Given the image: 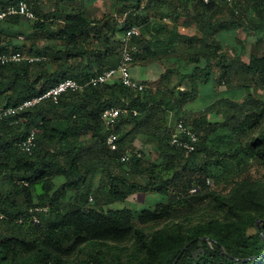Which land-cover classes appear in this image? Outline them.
Instances as JSON below:
<instances>
[{"label":"trees","instance_id":"16d2710c","mask_svg":"<svg viewBox=\"0 0 264 264\" xmlns=\"http://www.w3.org/2000/svg\"><path fill=\"white\" fill-rule=\"evenodd\" d=\"M89 1L59 0L73 9H57L44 16L46 21L49 16L62 21L35 55L44 57L47 48L58 44L63 56L56 59L54 69L45 60L0 65V110L38 96L64 79L84 86L81 92L64 93L56 104L45 100L16 117H0V178H8L13 189L9 191L11 197L0 195V212L4 215L0 219V264H264L263 97L249 102L253 99L250 96L241 104L231 102L232 114L223 121L212 122L205 114L189 120L181 115L185 104L197 96L198 86L217 82L211 72L216 58L220 66L218 85L230 80L231 61L222 52L223 43L230 39L231 45L235 40L232 35L243 25L220 19L219 15L233 1L210 0L204 4L202 0H146L142 7L141 0H133L125 10L116 9L118 17H125L121 24L115 17L92 19L85 6ZM125 1L112 0L117 7ZM19 2L33 10L28 0H0V9ZM161 7L171 13L172 19L181 10L194 15L199 24L201 47L194 49L190 62L203 61L205 65L196 66L187 76L191 89L163 86L134 92L118 82L86 85L91 77L116 66L121 42L114 39L118 25L122 31L131 25L141 27L140 37L133 39L138 46L133 63L144 58L143 51L147 56L157 55L150 49L161 33L166 32L169 43L177 37L186 39L175 30H167L162 21L151 23L148 11ZM33 13L38 14L36 10ZM231 14L235 17L232 10ZM255 16L263 31L264 0ZM8 19L30 21L15 16ZM33 28L47 29L42 21ZM143 29L154 31L156 38L142 39ZM17 51L18 47L0 31V54ZM243 65L263 94L264 49L261 54L254 50ZM108 108L137 112L119 117L115 152L105 145L107 131L101 120ZM67 112V120L58 119L60 113ZM171 115L176 116L174 121ZM179 120L198 137L193 153L169 144L173 125ZM32 129H37L36 147L26 154L19 145ZM219 129L247 140L218 154L215 163L231 161L240 167L229 179V187L216 190L211 189L208 176L214 164L209 141ZM84 134L91 135L88 141H82ZM138 136L153 140L155 161L129 148ZM125 152L131 157L121 163ZM127 165V169L113 170ZM253 167L261 170L256 177ZM97 172L99 183L93 189L92 178ZM196 173L200 175L195 177ZM134 176L143 181L134 180ZM57 177L63 178L59 185L54 183ZM154 189L165 196V201L144 207L136 217L128 207L104 209L136 192ZM91 191L94 204L89 205Z\"/></svg>","mask_w":264,"mask_h":264},{"label":"rangeland","instance_id":"374dc122","mask_svg":"<svg viewBox=\"0 0 264 264\" xmlns=\"http://www.w3.org/2000/svg\"><path fill=\"white\" fill-rule=\"evenodd\" d=\"M28 1L30 4H33V10H36L38 12V14L35 13L37 19L30 21H17L14 19H8L0 23V31L3 32L8 37V39L12 41V45L18 47L19 51L23 52L26 55L35 56L36 53L43 49L46 43L49 42L48 38H51L53 36V32L59 28V25L62 22L60 20H53L51 16H49V19H47L46 21V17L44 18V16L50 15V13L57 9H59L60 11H69L73 9V6L67 7L63 4L61 5L59 0H48L47 3L38 4V9H36L34 7V3L37 4V0ZM131 1L133 0H126L122 7H114V5H111V3H113L112 0H92L86 2V5L88 11L92 15V19L97 20L102 15H107V17L111 18L113 16L112 13L117 11L115 9H122L123 11V9L125 10V7H128L126 5H128ZM141 1L142 5L144 1ZM262 1L263 0H233L231 7L227 6L222 9L223 11L219 15L220 19L233 21L236 20L237 25H240L241 23L243 25L239 27L236 32L233 31L235 33L232 35L233 39H235L234 42L229 45L231 42L230 40L229 44L224 45L222 48V52L224 53L226 60L231 61V67L229 69L231 77L230 80H228L226 83H221L219 86L218 77L220 74V66H217L213 73V78H215V81L217 82H210L208 85L201 86L202 88L197 89L198 97L200 95V92L202 93L201 95L203 97H206L208 94H210L208 95L211 96L209 97L210 101L204 103L201 100H195L194 102L189 104L187 108L191 109V111L189 110L188 112L189 117L191 118L188 117V120L194 119L195 117L205 114L212 122L218 120L223 121L225 117L232 114L233 108L231 109L229 107V104L231 102H238L241 104L250 96L253 99H248L249 102H253V100L259 99L260 96L264 98V93L262 94L261 90L259 89V86L253 82V76H251V74L245 70L243 65L244 63L248 62V58L254 50H256L258 54H261L264 49V30L262 31L259 29V27L262 28V26L260 24L259 19H257V17L255 16V13L258 10ZM231 10L234 12L235 17L232 16ZM190 11L191 10L189 9V12ZM176 15L177 17H175L174 15V17L176 18V22L182 25L185 30H187L191 26L199 25L195 20L194 15H189V13L181 10ZM123 18L124 16L117 17L116 23L123 21ZM166 18L168 19H165V22L166 20L169 21L170 18L172 21H174L175 19H172L173 16H166ZM38 21L44 22L47 29H34L33 25ZM121 28L122 27L118 25V29ZM117 39H119L118 41H121V36H118ZM255 44L256 46L254 47ZM56 48H47L43 57L45 62L48 63V66L51 69H54L56 59L63 56V53L59 52L60 48L58 44ZM120 51L121 42L119 45V56ZM186 52L185 57L186 55H188ZM191 52L193 51L191 50ZM218 60V58L215 59L216 62H218ZM196 64H198L199 67H204V62L202 61L201 63L199 62ZM174 84L176 85V83ZM174 84L171 85L174 86ZM263 98L262 100H264ZM255 105L258 106L259 103L257 102L255 103ZM69 117V112L64 114L60 113L58 119L67 120ZM175 118L176 116H170L171 121H174ZM90 136V134H84L81 139L82 141H88L90 139ZM212 137L214 138L210 139L209 148L212 152V158L210 160L213 161L214 164L212 163L213 165H211V167H213L209 169L210 174H208L209 178L212 179L211 189H226L227 186L229 187V179L239 171L240 165H237V163L235 162L224 160H220L221 164H219L218 162L217 164L215 163V161H217L218 154L233 150L240 141L243 142L244 140H247V138L245 136H236L229 134L227 131L221 129L218 130L217 135ZM132 143L133 144L130 145L129 148L141 151L144 154V159L151 162L155 161L156 154L154 152V142L152 139L143 137L142 140L139 138L137 139L136 137L135 141H133ZM127 167L128 165L122 167L118 166V168L115 166L113 167V170L115 171V169H118L119 171L121 169H127ZM252 171L255 177L261 173V170L259 168H254L252 169ZM199 175L200 173H196V175L194 176L198 177ZM215 177H218V179H214ZM99 178L100 172H97L92 178L93 189L98 186ZM133 179L140 183L143 181L138 176H134ZM62 180L63 178L55 179L56 185H59ZM0 181L6 183V185L4 186L6 191L13 192L11 182L8 178L2 179L1 177ZM190 193L193 194L195 192L190 191ZM72 195V191H69V196ZM93 196L94 193L91 191L88 197L89 205L94 204ZM164 197L163 195L158 194L155 189L145 193L136 192L130 195L125 201L113 203L109 205V207H104V209L106 210L109 208L112 210H120L124 207H128L133 211L134 217H136L144 207L148 205L154 206L157 203L164 202ZM91 198L92 200H90Z\"/></svg>","mask_w":264,"mask_h":264},{"label":"built area","instance_id":"2783aa9c","mask_svg":"<svg viewBox=\"0 0 264 264\" xmlns=\"http://www.w3.org/2000/svg\"><path fill=\"white\" fill-rule=\"evenodd\" d=\"M40 3H47L48 0H39ZM233 0H224V2L230 4ZM204 4H208L210 0H202ZM144 6V3L141 5ZM23 17L28 20H35L36 16L33 13L32 8L25 2H19L16 5H10L3 9H0V22L10 17ZM125 18V17H124ZM123 18V21H124ZM123 21H120L121 24ZM141 27L137 25H131L122 32L121 37V51L119 60L115 67L104 70L102 73L95 75L89 79L86 85L91 86H102L118 82L123 87H126L134 92H143L146 85L134 80L131 76V66L134 61V54L138 52V46L133 43V39L140 37ZM44 60L43 57L26 55L23 52L17 51L8 54H0V65L18 64L22 62L34 63ZM83 85L77 83L73 79H64L59 81L54 87L46 90L42 94L27 99L16 106L8 107L0 110V117H16L21 113L33 108L37 104L48 100L52 103H57L59 98L67 92L77 93L83 90ZM129 112L136 115L135 110H127L121 108H108L101 114L102 124L107 131L105 137V145L111 152L118 150L117 142L118 136L115 133V127L118 124L119 117H125ZM37 129H32L28 134L27 138L23 140L19 147L20 150L26 154H31L33 149L36 147L35 137ZM198 143V137L191 130L190 127L186 126L183 121H176L173 125V129L169 138V144L174 146L185 153H193ZM137 156H140L139 154ZM131 157L130 152H125L120 157L121 163H126ZM209 183V181H207ZM196 188L192 189L191 192H195ZM35 211H40L36 208ZM31 212V210H30ZM4 215L0 212V219H3ZM20 221V220H19Z\"/></svg>","mask_w":264,"mask_h":264},{"label":"crops","instance_id":"0c3cea01","mask_svg":"<svg viewBox=\"0 0 264 264\" xmlns=\"http://www.w3.org/2000/svg\"><path fill=\"white\" fill-rule=\"evenodd\" d=\"M143 1L146 2V0H143ZM111 5H114V4L111 3ZM85 6L87 8V5ZM148 12H149V17L151 19L152 24L162 21L163 23H165L167 30H171V32L175 30V32L178 35L182 37L184 36L186 37V39L177 37L174 39V41L169 43L165 37L166 32L158 35L159 37L158 43L157 44L154 43V45H151V49H150L151 53L152 51H155L157 52V55L154 57L147 56V54H145V52L143 51L142 54L144 55V58H138L137 60H135V62L131 66L130 72H131L132 78L140 83L147 85V87L151 89H157V88L166 86L170 90L181 89V90L189 91L191 89V86H190L187 76L193 72L196 66H199L198 64H194L190 62V59L194 57L192 56L191 50L192 51H194V49L198 50L201 47V42L199 41L201 37V32H200L199 27L191 26L190 28L185 30L182 25L178 24L177 22L172 21L171 18L169 19V21L166 20L165 22V19H168L166 18V16L171 17V13H169L164 7H161L159 9H153ZM112 14H113L112 17H115L114 19H117L118 16L116 15V12H113ZM106 16L107 15H102L97 20L105 19ZM114 31H115L114 39L119 40L117 39V37L118 36L122 37L123 31L118 29L117 27L115 28ZM152 35H153V39L156 38L154 31L148 32L143 29L142 39L146 41H151ZM229 42H230V39H227V40L225 39L223 46L226 44H229ZM185 52L188 54L186 55V57H185ZM217 66L218 65L215 63V61H212V68H211L212 80L215 79L213 78V73ZM174 83H176V85ZM171 84H174V86H172ZM201 86H204V85H200L198 86V88H202ZM199 94H200L199 97L196 96L193 100L185 104L184 108L182 109L181 115L183 114L184 116L189 117L188 112L189 110L191 111V109H188L187 106L191 104L192 102H194L195 100H201L204 103H207L210 101L209 97L211 96H208L210 94H208L206 97H203L201 95L202 94L201 92ZM138 138L143 140V137L141 136L140 137L138 136L137 139ZM133 139H136V138H133ZM55 179H60V178L57 177ZM55 179H54V183H55ZM5 185H6L5 182L0 181V195H2L3 197L13 196L9 191H6L4 187ZM16 200L18 201V203L22 202V199L20 197H17Z\"/></svg>","mask_w":264,"mask_h":264},{"label":"water","instance_id":"95a60500","mask_svg":"<svg viewBox=\"0 0 264 264\" xmlns=\"http://www.w3.org/2000/svg\"><path fill=\"white\" fill-rule=\"evenodd\" d=\"M256 224H257V226H259V222L258 221L256 222ZM186 247H187V245L182 249L181 253L185 250Z\"/></svg>","mask_w":264,"mask_h":264}]
</instances>
